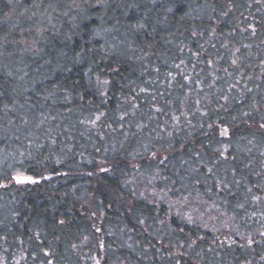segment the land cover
<instances>
[{
	"label": "trees",
	"instance_id": "16d2710c",
	"mask_svg": "<svg viewBox=\"0 0 264 264\" xmlns=\"http://www.w3.org/2000/svg\"><path fill=\"white\" fill-rule=\"evenodd\" d=\"M262 125L264 0H0V264H264Z\"/></svg>",
	"mask_w": 264,
	"mask_h": 264
},
{
	"label": "snow or ice",
	"instance_id": "6c2138e0",
	"mask_svg": "<svg viewBox=\"0 0 264 264\" xmlns=\"http://www.w3.org/2000/svg\"><path fill=\"white\" fill-rule=\"evenodd\" d=\"M262 127H264V125H262ZM12 179L15 180L17 183H23L26 180L28 182H35V181H31L29 178H22V177H19V176L13 177Z\"/></svg>",
	"mask_w": 264,
	"mask_h": 264
}]
</instances>
